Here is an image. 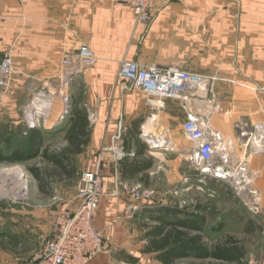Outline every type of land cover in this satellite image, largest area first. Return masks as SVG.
Listing matches in <instances>:
<instances>
[{
	"label": "crops",
	"instance_id": "0c3cea01",
	"mask_svg": "<svg viewBox=\"0 0 264 264\" xmlns=\"http://www.w3.org/2000/svg\"><path fill=\"white\" fill-rule=\"evenodd\" d=\"M234 1L242 5L240 23L234 20L238 12ZM153 11L150 25L135 27L133 11L108 0H0V62L10 53L17 71L12 90L0 108V144L6 145L5 153L29 146L30 128L22 116L29 98L47 82L62 78L66 54L86 48L97 61L75 78L79 80L76 90L95 119L89 118V142L81 153L72 155L76 167L81 174L94 168L102 148L112 144L122 118L128 128L124 148L134 153V157H127L125 166L118 165L120 174L125 167L133 177L122 178L154 189L158 184L167 196L164 200L159 197V205L155 196L153 207L134 220L120 221L127 199L123 194L114 195L116 167L111 166L106 174V195L95 220L96 228L106 231L103 251L88 264H163L158 253L148 251L151 227L157 224L153 216L160 207L183 210L181 205L171 204L168 196H172L174 184L186 177L189 162L183 153L152 147L141 133L150 124V136L156 140L153 131L161 132L162 128L178 127L184 135L185 113L174 100H168L158 112L148 107L141 94L119 89L112 96L123 59L175 66L221 81L215 87L218 103L213 124L233 138L237 137L238 122L248 129L264 122V96L249 85L239 84L264 83V0H163ZM60 113L54 109L51 119L38 127L43 134L42 149L51 146L60 150L67 145L69 124L57 123ZM134 127L139 134L132 138ZM127 141H131L128 149ZM103 157L111 161L112 153ZM34 159L41 161L40 157ZM253 166L261 169L263 212L255 222L263 230L264 156L254 159ZM75 185L77 193L78 182ZM196 213L204 217L203 233L209 219L200 209Z\"/></svg>",
	"mask_w": 264,
	"mask_h": 264
},
{
	"label": "built area",
	"instance_id": "2783aa9c",
	"mask_svg": "<svg viewBox=\"0 0 264 264\" xmlns=\"http://www.w3.org/2000/svg\"><path fill=\"white\" fill-rule=\"evenodd\" d=\"M108 1L114 5L129 7L135 16L136 27L153 22L152 9L155 0ZM96 61L86 48L79 53L66 54L63 57V74L59 81L61 80L65 89H70L75 78L93 67ZM16 73L11 54L5 53L0 62V108L12 90ZM214 81L175 66L142 64L123 59L119 64L111 94L114 96L119 89L126 93L141 94L148 107L158 112L165 108L168 100L179 102L186 119L182 131L191 144L182 156L194 170L191 175L199 184L197 190L205 192L210 182L224 184L243 203L248 213L257 217L263 212V197L259 188L261 169L255 168L253 161L264 156V122L252 129L238 122L236 138L217 130L213 125L218 103ZM54 82L58 81L51 80L44 88L53 86ZM255 91H258L257 87ZM43 94L47 97L46 93ZM66 99L68 105L64 110L62 108L58 124L66 121L72 110L71 97L66 96ZM84 106L87 108V105ZM28 110L29 108L25 109L24 113V121L28 127L31 129L34 125L39 126L40 118L36 122L31 121ZM87 111L89 118L94 120L95 115L88 108ZM127 131L128 128L121 118L110 147L102 148L94 168L81 174L77 185V204L71 211L67 210L59 216L54 238L45 244L37 256L15 264H88L103 251L106 231L98 230L95 220L106 195V174L113 165L116 167L114 195L123 194L127 199L119 220H134L140 213L153 207L151 202L156 195L155 189L122 178L118 170L121 161L134 157V153L129 154L124 148ZM141 136L149 144L153 141L144 131ZM106 152L112 153L111 161L104 159ZM188 181L189 175L183 182L187 184ZM189 190L190 188H186L182 192ZM210 193V197L214 198L216 193ZM187 205L189 204L184 200L181 207Z\"/></svg>",
	"mask_w": 264,
	"mask_h": 264
},
{
	"label": "rangeland",
	"instance_id": "374dc122",
	"mask_svg": "<svg viewBox=\"0 0 264 264\" xmlns=\"http://www.w3.org/2000/svg\"><path fill=\"white\" fill-rule=\"evenodd\" d=\"M161 2L163 0H155L153 4V20V10ZM234 3L237 5L235 8L238 11L234 20L236 23H240L239 10H241L242 5L239 1H234ZM78 82L79 80H74L71 88L65 89L60 80L57 83L54 82L53 86L37 90L29 98L27 108H30L31 104L34 103L32 107L42 109L43 111L40 114L45 115L42 119L40 118V127L44 126V121L49 120L54 109L58 108L62 112L66 96L71 97V104L76 101L82 102L83 98L79 96L80 92L76 90L79 87ZM220 82L215 80L214 88ZM239 84L242 86L249 85L248 88L253 91L257 87L258 91L256 92L260 96H264V92H261V89H264V83L262 84L261 81H252L251 85L248 82L241 81ZM50 91L53 95L50 94ZM43 93H46L47 98L43 97ZM34 97L38 99L34 100ZM24 113L25 109L22 113L23 117ZM68 120L69 117L62 123L66 124ZM149 129L151 130V128ZM162 129L161 132L157 131L155 133L153 131V133L160 140L170 141L171 145H167L169 152L181 154L184 152L183 148L191 147V144L178 127ZM171 147L173 150H170ZM181 147L182 149L180 150L179 148ZM39 163V159L28 162L0 161V264H15L28 261L37 256L43 250L45 244L54 238L58 229L59 216L67 210L71 211L77 204L75 184H56L54 194L51 197H45L39 191L37 181L29 172L30 167ZM16 170H21L26 176V189L22 194L18 193L16 179L10 175L14 174ZM191 174H194V170L189 163L186 176H190V181L184 184L183 180L184 186L182 183H175L172 189V196H168L169 202L173 205H181L186 200L189 205L182 206L181 209L191 212L192 210L197 211L200 209L202 215H206L209 220L206 223L205 232L202 234L204 236L203 242L207 247L213 248L226 237H233L238 242L239 247L244 249L245 256L240 261L231 262L185 258L179 260L178 264H264V232L263 234L261 232L264 229L261 230L260 226L255 222L256 218L262 213L257 217L251 216L243 203L232 194L227 186L221 183L210 182L206 186L205 192L198 191L199 184ZM186 188H190V190L182 192ZM162 191L157 184V188L155 187V196L158 197L155 200L156 205L161 204L160 200H164V197H167L164 196ZM210 192L216 193L214 198L210 197ZM159 197L162 198L160 199Z\"/></svg>",
	"mask_w": 264,
	"mask_h": 264
},
{
	"label": "trees",
	"instance_id": "16d2710c",
	"mask_svg": "<svg viewBox=\"0 0 264 264\" xmlns=\"http://www.w3.org/2000/svg\"><path fill=\"white\" fill-rule=\"evenodd\" d=\"M67 145L60 150H52L51 146L43 147V134L39 128L28 132L29 146L5 154L6 145L0 144V161L28 162L40 157L39 164L29 168V172L38 183L39 191L45 197L54 194L56 184L77 183L81 177L72 155L82 152V147L89 142L91 125L87 108L82 102H72V110L68 120ZM138 127L131 132L132 138L137 136ZM132 141V140H131ZM127 141V147L131 145ZM129 142V143H128ZM141 149L140 152H142ZM127 158L121 162L125 166ZM123 168V177H133ZM130 173V172H129ZM157 224L151 227L148 251L158 253V259L163 264H176L180 259L195 258L214 261H240L245 256L243 248L233 237H226L213 248L203 242L204 217L196 212H187L178 207H163L156 210Z\"/></svg>",
	"mask_w": 264,
	"mask_h": 264
},
{
	"label": "bare ground",
	"instance_id": "6f19581e",
	"mask_svg": "<svg viewBox=\"0 0 264 264\" xmlns=\"http://www.w3.org/2000/svg\"><path fill=\"white\" fill-rule=\"evenodd\" d=\"M35 99L37 100L38 98H35ZM65 101L66 102H64L63 110L68 105L66 97H65ZM33 104L34 103H32V106H34ZM42 111H43L42 109H39L37 107L36 108L35 107H30L28 112H27L28 118L31 121H35L36 122L37 121L36 113H41ZM149 128H151L150 124H148V126H145L144 134L149 136V137H151V138H153L152 136H150V131L151 130ZM153 141L154 142L156 141V143H159L160 140H156L155 138H153ZM165 144H167V143H165ZM167 145L170 146L171 143H168ZM179 149L181 150L182 148H179ZM170 150H173V148L171 147ZM10 175L14 176V178L16 179V182H17L16 184L18 185V193L22 194V192L26 189V176H25V174L21 170H19V171L16 170V172L14 174H10Z\"/></svg>",
	"mask_w": 264,
	"mask_h": 264
},
{
	"label": "water",
	"instance_id": "95a60500",
	"mask_svg": "<svg viewBox=\"0 0 264 264\" xmlns=\"http://www.w3.org/2000/svg\"><path fill=\"white\" fill-rule=\"evenodd\" d=\"M36 117L37 118H43L44 117V114H40V113H37L36 114ZM39 126L38 125H34V126H32V128L31 129H36V128H38ZM45 128H48L47 126H45ZM151 145H152V147H154V148H163V147H167V144H165V143H161V142H159V143H156V141L154 142V141H152L151 142Z\"/></svg>",
	"mask_w": 264,
	"mask_h": 264
}]
</instances>
